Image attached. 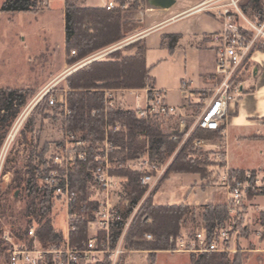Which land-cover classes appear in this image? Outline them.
<instances>
[{
    "label": "trees",
    "instance_id": "obj_1",
    "mask_svg": "<svg viewBox=\"0 0 264 264\" xmlns=\"http://www.w3.org/2000/svg\"><path fill=\"white\" fill-rule=\"evenodd\" d=\"M40 0H5L2 10L10 12H38ZM118 6L107 9L105 6H89L79 4L78 0H65V47L68 62L75 63L98 50L124 39L123 13L120 6L125 0H117ZM144 0H132L127 9H138ZM245 13L250 12L256 18L264 19L263 0H243L240 4ZM179 39V34H164L162 44L170 50L174 48ZM133 54H125V50L133 48H119L111 51L100 59H93L82 67L70 73L66 79V99L69 113L66 117L68 128L74 132H81L84 139L91 142L103 140L108 126L118 125L116 131H108L109 140L115 145L110 153V159L117 161L121 166L114 173L124 179L126 197L136 205L145 192L140 184V172L128 165L129 161L139 159L145 154L149 155L152 162L164 163L174 152L178 141L173 140V132L163 133L155 121L138 118L135 111L130 109L110 108L107 115L104 113L103 88H144L146 85L154 86V81L146 67L147 45L144 40ZM129 45V44H128ZM127 45V46H128ZM136 46V45H135ZM259 48L264 50V44ZM75 55H71V51ZM30 92L21 88H0V149L5 140L7 129L18 116L21 108L27 103ZM49 105V103H48ZM107 117V120H106ZM181 135L182 133L179 132ZM220 131H207L197 129L185 142L169 163L168 169L187 171L202 174L208 178L215 174L218 164L211 160L205 153L194 152L188 159L186 150L194 137L216 138ZM89 151L87 161H75L70 168V187L75 196L70 203L69 219L71 231L69 234L71 245L82 246L89 236V222L95 217L99 203L89 191L92 181L88 172L93 160V151ZM243 177V170H235ZM254 172V170H253ZM44 170L40 167L32 168L24 174L23 206L19 218L26 223L23 232L11 230V235L16 237L28 236L30 225L35 223L34 235L28 242L27 248L32 249L33 238L39 243H49L63 238L64 230H57L50 217L53 207V193L45 187L41 178ZM206 176V177H205ZM131 209L123 210L124 219L114 222L112 227V241L115 245L125 220ZM200 218L201 227L207 232L210 240L217 232L227 226L229 216L223 202L209 203L202 207L201 212L191 208L189 203L156 204L146 198L139 208L138 214L133 219L126 242L127 249H168L170 236L180 234L181 227L188 229L189 223L197 224ZM234 228L237 227L235 223ZM191 231L187 237H191ZM151 234V239H146L145 234ZM250 230L239 232V236H249ZM1 244V242H0ZM137 247V248H135ZM2 247L0 246V253ZM227 252H191L190 264H243L241 253ZM96 264H108L98 262Z\"/></svg>",
    "mask_w": 264,
    "mask_h": 264
},
{
    "label": "built area",
    "instance_id": "obj_2",
    "mask_svg": "<svg viewBox=\"0 0 264 264\" xmlns=\"http://www.w3.org/2000/svg\"><path fill=\"white\" fill-rule=\"evenodd\" d=\"M47 3V0H40ZM65 2V0H63ZM242 0H207L204 4L208 10H214L221 19V29L207 34L206 38L216 55L214 71L204 77L205 85L196 87L189 80H182L180 92L185 99H189L194 91L195 110L188 115L184 106L171 104L167 100V93L156 86L147 85L144 88L143 104L137 107L139 118L160 121L177 118L178 130L184 140L189 139L197 129L220 131L216 139L194 137L191 142L195 149L208 153L210 159L218 164L216 172L219 174L215 181L224 191V205L229 216L227 226L217 232L210 240L204 227L196 230L194 236H170L168 252H227L235 253L238 249L233 240L241 230H250L248 221L252 215L255 227L253 232L258 247L252 251H264V172L261 170L245 171L240 177L235 170L227 166V134L226 126L230 114V106L238 101L246 89L245 73L252 75L254 71L253 58L260 44H264V19H251L242 10ZM103 6L112 9L118 6L117 0H104ZM122 8L127 4L120 5ZM75 51L72 50V54ZM49 105L61 104L68 114L67 99L62 94L57 100L50 96ZM71 131V130H70ZM174 133L173 140L180 137ZM74 135H66L65 148L54 156L57 167H50L44 172L41 182L53 193L54 201L61 203L65 212L66 224L61 240L39 243L33 238V247L22 248L13 244L9 249L7 264H96L107 257L108 264H119L121 256L129 252L125 248V234L129 223L138 210L140 201L134 205L126 197L124 179L114 173L118 169L110 159V153L115 145L108 137V127L105 130V146L95 153L88 172L92 182L100 194L97 199L99 206L95 217L89 222V236L82 246L74 247L70 242L71 225L69 219L70 203L75 192L70 187V165L75 160L87 161L88 149L80 148L81 140H72ZM72 145V146H69ZM128 165L140 172V184L146 192L153 190L163 177L166 166L152 162L148 154L131 161ZM263 199V203L260 201ZM131 209L125 220L121 235L114 245L112 241V227L114 222L124 219L123 210ZM237 227L234 228V224ZM34 235V228L29 230ZM147 239L152 235L145 234ZM6 242H12L9 234L3 236ZM241 250H245L241 248ZM102 256V257H101Z\"/></svg>",
    "mask_w": 264,
    "mask_h": 264
},
{
    "label": "rangeland",
    "instance_id": "obj_3",
    "mask_svg": "<svg viewBox=\"0 0 264 264\" xmlns=\"http://www.w3.org/2000/svg\"><path fill=\"white\" fill-rule=\"evenodd\" d=\"M4 1L0 0V88H21L29 91L30 96L27 103L21 108L18 116L7 129L5 140L0 149V246L2 247L0 264H7L9 249L13 248V244L27 248L28 242L32 239L30 236L32 234L30 233V235H23L21 238L11 235L13 228H15L16 232L21 233L26 226L25 221L18 217L23 206L22 197L24 194L25 172L30 171L32 174V168L37 166L44 170V172L50 167H57L53 161L54 156L57 153H61V150L65 148L66 135L69 132L74 135L72 140H81L84 143L78 149L84 148L93 151V158L95 153L105 146L104 139L91 142L84 139L81 132L70 131L66 124L68 114H65L60 103L54 106L48 105L50 96H54L59 100L61 95L64 94L65 83L62 82L53 85L54 80L52 79H59L72 65L68 64L65 66L68 55L63 40V0H47V3L41 1L38 12L4 11L1 8ZM125 1L127 7L123 8V10H127L132 0ZM78 2L82 5H90L97 2L102 3L104 0H78ZM125 15L130 16L131 14ZM246 15L251 19L256 18L250 12L246 13ZM191 21H194V16L187 19V21L185 20L176 24L175 27L178 25L182 26L183 24L186 27H190L189 22ZM133 36L134 33H131L127 39L133 40ZM157 38L158 34L155 33L149 40L148 46L151 49L150 61L153 59H155L153 61H157L161 57V51L157 46ZM125 43L127 42L120 40L113 45L116 46L117 44L118 46ZM142 45V41L135 40L134 42H130L125 47L130 48V46H133V48L125 50L124 53L130 54L135 52ZM125 47L123 48L125 49ZM190 48L188 46V56L180 60L179 63L164 65L162 67V75L167 76L178 68L183 70L186 67L188 72L191 73L193 65L195 72L198 60L196 54H194V50ZM70 54L75 55L76 53L72 54L71 51ZM95 56L96 52L86 57L91 59ZM210 59L211 53L208 54V65L211 63ZM55 76L56 78H53ZM249 77H251L250 73H245L243 78L247 80L246 84L248 83V79H250ZM103 93L105 98V115H107L110 108H121L133 110L137 116V108L135 107L141 104V100L139 97L136 98V94H132L131 90H127L126 93L122 90H103ZM138 95L142 97L143 94L138 93ZM194 96L197 100L198 94H194L193 91L192 96L186 103L184 102V107L188 115L193 114L195 110L196 102L194 103ZM168 98L170 102H174L176 105L181 101L177 92H170ZM157 123L163 133H169L171 126L170 120L163 119L157 121ZM118 129V125L108 126V131H116ZM3 130L0 132H3ZM187 140H184L182 134L176 139L178 141L176 149L162 163L163 166L167 165V167L160 182L150 192L145 191L141 197L138 210L132 217L125 234V248L131 223L146 198H150V201L156 204L194 203V200L197 198L201 202L200 204H189L197 212H201L202 207L209 204L206 200H203L205 195L209 194V197L212 199V193L215 194L214 202L211 203L222 201L224 198L223 189L215 183L218 179L219 172H215L210 177L211 183H208V178L206 176L204 178L202 174L168 169L170 161L182 149V146H184ZM188 147L186 153L189 154L185 157L186 159L190 156L194 158V152L198 154L206 153L195 149L192 142H190ZM206 154L208 157L210 156L208 153ZM261 158L264 159V157ZM114 162L118 168L121 166L117 161ZM73 163H71L70 168ZM129 164H132L131 161H129ZM195 186L199 187L198 191L207 190V193L203 194L198 192L197 197H195ZM89 191L93 198L98 199L100 197L92 181L89 183ZM260 201L263 203V199ZM50 217L57 230H64L66 217L60 202L53 201ZM252 219L251 215L248 220L252 222L249 224L250 231L256 226ZM197 220V224L194 227L192 223H189L188 229H185L182 225L179 235L187 236V232L191 231V237L194 236L196 230L201 227L200 218L198 217ZM34 227L35 223L30 225V229ZM6 234L11 236L12 242L3 240V236ZM169 244L168 239V248L170 247ZM233 244L237 248L245 249L241 253L243 264H264V251L251 250L259 246L253 232H250L249 236H235ZM166 250L131 249L121 256L119 264H190V256L192 253H171ZM104 261L107 262V257L102 260V262Z\"/></svg>",
    "mask_w": 264,
    "mask_h": 264
},
{
    "label": "crops",
    "instance_id": "obj_4",
    "mask_svg": "<svg viewBox=\"0 0 264 264\" xmlns=\"http://www.w3.org/2000/svg\"><path fill=\"white\" fill-rule=\"evenodd\" d=\"M206 1L144 0L138 9L124 10L122 22L125 37L121 41L127 43L118 46L117 44L116 46L113 45L115 43L110 44L98 50L95 57L91 59L89 57V59L87 57L82 58L77 63H69L67 60L65 66L72 64L71 67L59 79H52L54 80L53 85L65 83V79L70 73L91 60L100 59L113 50L123 48L130 42L142 39L147 45L146 67L150 70L149 73L154 81V86L166 91L167 100L169 99L170 92H177L181 100L178 106H184V102L186 103L187 99L183 97L179 90L181 81L186 79L191 81L193 87H202L205 85L204 77L212 73L215 68L216 55L210 47L206 36L210 32L221 29V19L216 15L214 10L205 8L204 4ZM63 4V28L65 29L64 1ZM89 6H103V2L90 4ZM129 13L131 14L130 16L125 15ZM193 16L194 21L189 22L190 27H186L184 24L175 27L176 24L185 20L187 21V19ZM131 33H134L133 40L127 39ZM155 33L158 34L157 46L161 51V57L157 61H153L155 59L150 61L151 49L148 44L151 36ZM164 34H179V39L172 50L169 49L167 41H165V44H162V36ZM63 40L65 47V30ZM188 46L194 50V54H196L198 60L196 71L194 72L193 65L191 73L188 72L186 67L183 70L178 68L172 74L163 76L162 67L169 63H179L180 60L185 59L188 56ZM209 53H211L210 65H208ZM253 64L254 71L251 77H249L250 79H248L243 95L230 106V114L226 126V138L228 142L227 166L232 170H243L244 172L249 170L264 171V159L261 158L264 157V50L259 47L254 53ZM53 78H56V76ZM144 88H103L102 90H122L124 93L127 90H131L132 94H136V98L139 97L141 100L140 105H142L145 96ZM66 92L67 87L65 83L63 94L65 97ZM138 93H142V97ZM168 102L175 104L169 100ZM140 105H137L135 108ZM169 120L171 123L169 132H179L177 118L172 117ZM198 188V186L194 187L195 197H197L198 192L207 193V190L198 191ZM219 193L217 195L220 196ZM212 194V199L207 194L203 200H206L207 203L214 202L215 194ZM223 201L224 198L219 202ZM200 203L196 198L194 203L189 204Z\"/></svg>",
    "mask_w": 264,
    "mask_h": 264
}]
</instances>
